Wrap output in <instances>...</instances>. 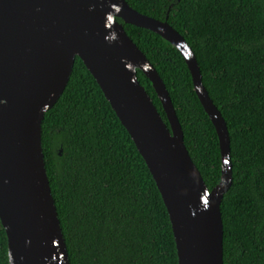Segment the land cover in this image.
<instances>
[{
    "label": "trees",
    "instance_id": "1",
    "mask_svg": "<svg viewBox=\"0 0 264 264\" xmlns=\"http://www.w3.org/2000/svg\"><path fill=\"white\" fill-rule=\"evenodd\" d=\"M167 21L192 48L227 124L233 184L224 197V264H264V0H126ZM169 92L185 146L211 191L221 180L219 138L180 52L127 25ZM138 79L163 121L145 75ZM46 170L71 264H179L169 214L127 130L84 63L42 125ZM0 264H9L0 221Z\"/></svg>",
    "mask_w": 264,
    "mask_h": 264
},
{
    "label": "water",
    "instance_id": "2",
    "mask_svg": "<svg viewBox=\"0 0 264 264\" xmlns=\"http://www.w3.org/2000/svg\"><path fill=\"white\" fill-rule=\"evenodd\" d=\"M118 19L159 35L184 58L219 138L221 180L211 191L185 146L166 85ZM77 58L158 187L179 264H224L221 205L233 184L230 135L185 38L126 0H0V221L9 264H71L46 170L42 125L63 95ZM138 71L151 82L169 126Z\"/></svg>",
    "mask_w": 264,
    "mask_h": 264
}]
</instances>
